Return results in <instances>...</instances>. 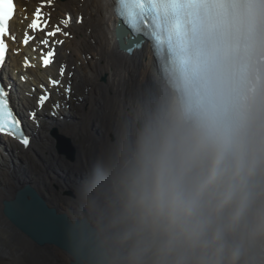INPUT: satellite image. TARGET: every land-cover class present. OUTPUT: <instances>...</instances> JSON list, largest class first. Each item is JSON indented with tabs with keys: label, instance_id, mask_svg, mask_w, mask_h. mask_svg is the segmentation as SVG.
<instances>
[{
	"label": "clouds",
	"instance_id": "9594fccd",
	"mask_svg": "<svg viewBox=\"0 0 264 264\" xmlns=\"http://www.w3.org/2000/svg\"><path fill=\"white\" fill-rule=\"evenodd\" d=\"M78 264H264V0L213 12L171 88L68 197Z\"/></svg>",
	"mask_w": 264,
	"mask_h": 264
},
{
	"label": "bare ground",
	"instance_id": "6f19581e",
	"mask_svg": "<svg viewBox=\"0 0 264 264\" xmlns=\"http://www.w3.org/2000/svg\"><path fill=\"white\" fill-rule=\"evenodd\" d=\"M17 2L18 10L23 11H18L11 22V35L16 39H9L4 73L12 89L13 105L21 114L32 116L26 117L25 123L34 137L27 149L20 140L0 137V254H9L20 264L30 258L33 264H69L70 257L69 262H58L63 250L51 244L38 246L17 229L3 212L4 200L14 198L19 188L30 183L49 205L67 211L69 196L62 189L75 188V183L69 186L73 181L68 172L82 177L85 169L95 163L115 122L138 106L153 104L171 87L162 77L148 42L130 54L119 48L115 0ZM39 6L48 18L45 31L61 28L55 36H45L29 27L38 19L34 10ZM26 35L36 39L25 44ZM43 39L49 44L43 45ZM52 51L53 56L49 54ZM46 61L51 63L46 66ZM53 80L59 83L53 86ZM42 91L52 93L46 104H40ZM53 128L75 142L76 159L58 152L50 137ZM80 135L94 144L85 147L77 143ZM56 184L60 190L55 189Z\"/></svg>",
	"mask_w": 264,
	"mask_h": 264
},
{
	"label": "water",
	"instance_id": "95a60500",
	"mask_svg": "<svg viewBox=\"0 0 264 264\" xmlns=\"http://www.w3.org/2000/svg\"><path fill=\"white\" fill-rule=\"evenodd\" d=\"M116 26H120L116 35L121 50L132 52L141 45L131 37L130 31L122 26L118 19ZM123 34L127 40H123ZM51 133L58 152L71 160L76 159L77 148L72 138L60 133L56 128H53ZM3 212L17 229L35 243L40 246L55 245L70 256L69 264H78L68 240L72 226L67 218V211L49 205L46 197L35 186L26 183L16 191L14 198L4 200Z\"/></svg>",
	"mask_w": 264,
	"mask_h": 264
},
{
	"label": "snow or ice",
	"instance_id": "6c2138e0",
	"mask_svg": "<svg viewBox=\"0 0 264 264\" xmlns=\"http://www.w3.org/2000/svg\"><path fill=\"white\" fill-rule=\"evenodd\" d=\"M18 10L16 0H0V67H3L5 63V52L8 49V45L5 43V39L9 38L10 21L17 15ZM34 16L38 17L42 23H38L37 20H33V22L29 25L31 29L34 31H40L45 36H55L57 32L61 31L59 26H55L53 31L46 32L45 29L48 28V18L47 14L42 13L40 8H36L34 10ZM26 18V17H25ZM13 41H15L16 37L14 34L10 37ZM29 39H36L35 37L25 36L23 43L27 44ZM43 45H48L49 40L43 39L41 41ZM62 43V42H61ZM51 54V53H49ZM51 61H46L45 64H50ZM53 86H56L58 81H50ZM19 121L17 118L13 116L12 111L9 109L7 103V92L4 90H0V130H3L6 126L16 127Z\"/></svg>",
	"mask_w": 264,
	"mask_h": 264
},
{
	"label": "rangeland",
	"instance_id": "374dc122",
	"mask_svg": "<svg viewBox=\"0 0 264 264\" xmlns=\"http://www.w3.org/2000/svg\"><path fill=\"white\" fill-rule=\"evenodd\" d=\"M36 96H39V95H37L36 94ZM66 108H68V110H69V108H70V106H66ZM46 110L47 111H50V107H46ZM27 114V113H26ZM59 118H61V117H59ZM94 130V129H93ZM97 135V132H96V134L95 135H93V136H96ZM50 137H51V139L54 141V143H55V138L53 137V135H52V133L50 132ZM54 138V139H53ZM76 142L77 143H83V146H85V147H88V146H92L93 144H94V141H91V142H87V138L85 137V136H78V138L76 139ZM75 143V142H74ZM87 143V144H86ZM86 144V145H85ZM64 170V169H63ZM66 170V172H67V169H65ZM58 172V174H61L60 172H61V170H57ZM68 174H69V176L72 178L71 179V181H73V182H69V186L71 185V186H73L74 185V183H75V186H76V184L78 183V181L82 178V177H80V176H78V175H76V176H74V175H71V173H69L68 172ZM54 187H56L55 189L56 190H60L59 189V187H58V184H56ZM62 191H63V193H64V195H68V196H71L72 195V193H73V191L74 190H71L70 188H68V187H66V188H64V189H62ZM37 244V243H36ZM39 246V245H38ZM51 246H53V245H51ZM61 254H62V256L58 259V262H60V263H62V262H64V261H66V260H68V262H69V255L68 254H66L64 251H61L60 252ZM11 255H9V254H5V255H3V254H0V264H20V262H19V260L17 259V258H14V257H12ZM33 259L32 258H30V259H25V261H23V262H26L25 264H33Z\"/></svg>",
	"mask_w": 264,
	"mask_h": 264
}]
</instances>
